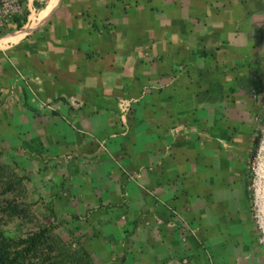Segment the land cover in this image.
Instances as JSON below:
<instances>
[{
    "label": "crops",
    "instance_id": "0c3cea01",
    "mask_svg": "<svg viewBox=\"0 0 264 264\" xmlns=\"http://www.w3.org/2000/svg\"><path fill=\"white\" fill-rule=\"evenodd\" d=\"M24 5L41 11L30 30L52 17L0 42L18 43L0 49V159L45 187L69 183V213L89 211L87 248L102 264H264L248 190L260 1Z\"/></svg>",
    "mask_w": 264,
    "mask_h": 264
},
{
    "label": "rangeland",
    "instance_id": "374dc122",
    "mask_svg": "<svg viewBox=\"0 0 264 264\" xmlns=\"http://www.w3.org/2000/svg\"><path fill=\"white\" fill-rule=\"evenodd\" d=\"M25 2L26 0H20L21 4ZM40 13L37 6L29 11L24 5L13 17L11 24L0 29V42L6 37L21 32L31 24V17ZM51 17L52 15L45 22ZM42 24L34 29L40 28ZM30 34L31 31L23 36L22 40ZM16 42H9L6 46H0V49L18 44ZM263 113L264 107L261 108L257 124V137L260 133ZM255 155L256 145L250 165L251 172ZM18 164L20 162L15 165L7 164L6 160L0 159V248L14 247L17 241L29 240L44 233L43 238L38 241L37 250L27 256L25 264H102L103 260L93 257L91 250L87 248L90 232L85 223L89 211L77 217L69 213L72 206L71 200L67 198L71 190L69 183L57 189L53 186L45 187L35 174L36 171L22 168ZM248 188L250 199L253 201L251 180ZM58 191L64 195L63 198H54L59 194L56 193ZM108 207L100 206V210ZM118 260L117 255H112L106 258V263L111 261V264H115Z\"/></svg>",
    "mask_w": 264,
    "mask_h": 264
},
{
    "label": "water",
    "instance_id": "95a60500",
    "mask_svg": "<svg viewBox=\"0 0 264 264\" xmlns=\"http://www.w3.org/2000/svg\"><path fill=\"white\" fill-rule=\"evenodd\" d=\"M60 1V0H59ZM263 9L264 15V0H259ZM54 12V11H53ZM53 14V13H52ZM46 22L42 24L45 25ZM264 36V24L262 26ZM36 29L31 30V32ZM264 83V74H263ZM259 107H264V86L261 92L257 95ZM256 155L253 161L251 195L253 198L254 212L256 216L257 227L261 238V247L264 250V113L261 122V129L255 141Z\"/></svg>",
    "mask_w": 264,
    "mask_h": 264
},
{
    "label": "trees",
    "instance_id": "16d2710c",
    "mask_svg": "<svg viewBox=\"0 0 264 264\" xmlns=\"http://www.w3.org/2000/svg\"><path fill=\"white\" fill-rule=\"evenodd\" d=\"M44 233H40L29 240H20L14 243V247L0 248V264H25L27 256L37 250V244Z\"/></svg>",
    "mask_w": 264,
    "mask_h": 264
},
{
    "label": "built area",
    "instance_id": "2783aa9c",
    "mask_svg": "<svg viewBox=\"0 0 264 264\" xmlns=\"http://www.w3.org/2000/svg\"><path fill=\"white\" fill-rule=\"evenodd\" d=\"M21 8L20 0H0V29L11 24L14 16L19 13ZM132 111V104L126 103L122 107L123 116L126 117ZM173 215L179 219L186 230L194 236L193 228L176 212L172 211Z\"/></svg>",
    "mask_w": 264,
    "mask_h": 264
},
{
    "label": "bare ground",
    "instance_id": "6f19581e",
    "mask_svg": "<svg viewBox=\"0 0 264 264\" xmlns=\"http://www.w3.org/2000/svg\"><path fill=\"white\" fill-rule=\"evenodd\" d=\"M33 17H34V16L31 17L30 21L32 20ZM41 20H42V19H41ZM41 20L38 22L37 26L39 25V23L41 22ZM31 22H32V21H31ZM31 25H32V23H31L29 26L25 27V28L22 30V31L26 32L25 35H27V34L31 31V30H30V26H31ZM37 26H36V27H37ZM29 30H30V31H29ZM32 30H33V29H32ZM22 31H21V32H22Z\"/></svg>",
    "mask_w": 264,
    "mask_h": 264
},
{
    "label": "flooded vegetation",
    "instance_id": "af4514ba",
    "mask_svg": "<svg viewBox=\"0 0 264 264\" xmlns=\"http://www.w3.org/2000/svg\"><path fill=\"white\" fill-rule=\"evenodd\" d=\"M257 104L256 105H258V102H256Z\"/></svg>",
    "mask_w": 264,
    "mask_h": 264
}]
</instances>
